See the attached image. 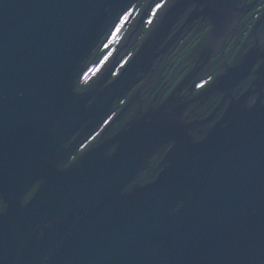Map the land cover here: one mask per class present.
I'll return each mask as SVG.
<instances>
[{
  "label": "water",
  "instance_id": "obj_1",
  "mask_svg": "<svg viewBox=\"0 0 264 264\" xmlns=\"http://www.w3.org/2000/svg\"><path fill=\"white\" fill-rule=\"evenodd\" d=\"M136 1L0 0V206H9L0 217V264L264 257V38L251 33L195 91L245 24L242 0H165L148 27L161 0H146L101 70L77 84ZM195 25L205 30L190 64L181 77L169 75L167 93L153 94ZM213 96L222 98L215 113L198 115L195 104ZM121 100L110 125L122 123L72 159ZM176 192L187 204L169 216ZM53 217L59 223L47 221ZM39 229L45 235L33 243Z\"/></svg>",
  "mask_w": 264,
  "mask_h": 264
},
{
  "label": "flooded vegetation",
  "instance_id": "obj_2",
  "mask_svg": "<svg viewBox=\"0 0 264 264\" xmlns=\"http://www.w3.org/2000/svg\"><path fill=\"white\" fill-rule=\"evenodd\" d=\"M144 3H145L144 0H137L134 3L133 7L130 9L132 11V15H131L133 17L132 20L139 15L141 8L144 5ZM241 6H243L245 9V15L243 16V18L240 22V25L243 23H245V24L242 26V28L239 31H235L229 35V37L227 38V40L223 44V47L221 48V50L219 52H217L212 57L210 66L208 67L205 74L202 76L201 81L198 84H200L203 81H207L205 86L207 84H209L213 80L216 72L218 71L219 63L225 59H228V61L231 60L234 57L236 50L241 46V44L244 42L246 37H248L251 33H255L257 36H259V37L261 36L262 38H264V0H242ZM158 10H157V12H158ZM157 12H156V14H157ZM155 15L154 16L150 15L151 21L154 20ZM148 25H149V23L146 25V27ZM127 27H129V26L127 25ZM198 31H199V29H198ZM119 33H121V38H122L124 32L122 33L120 31ZM194 35H195V33H193L190 38H193ZM196 35H197V33H196ZM110 37H109V39H110ZM121 38H120V40H121ZM185 38L167 58V59L170 58V60H173V62H177L178 59H180L178 61V64L175 66V68H173V70L171 72L174 74V76L177 75L178 73H183V68H185V66L187 65V62L190 60V56H188L186 54L187 49H185L187 44H188V42H187L188 39L185 40ZM194 39H195V36L193 38L192 43H194V41H195ZM120 40H119V42H120ZM117 44L113 48V52H114V49L116 48ZM185 54L187 55V57H185V56L183 57V55H185ZM180 56L182 58H180ZM94 65H91V67ZM200 89L201 88H198L196 86L195 91H198ZM221 100H222V98H220L218 96H213V97L209 98L208 100L204 101L203 103H201L200 105H198V103H196L195 104V112L198 115H203V116L211 115V114L215 113L217 107L220 105ZM123 101L125 102V100H123ZM122 103L116 105L114 113L111 116H109L100 125V127H98L91 134V136L86 140V142H84L78 148L76 153L72 155V157H71L72 159L78 153H80L91 141H93L98 135H100L105 129L108 128L109 132H111L113 127L119 122V121H117L114 124L110 125L112 123L113 119L117 116ZM222 112L223 111L219 112V114L214 118V121H216V119L219 118V116L222 114Z\"/></svg>",
  "mask_w": 264,
  "mask_h": 264
},
{
  "label": "snow or ice",
  "instance_id": "obj_3",
  "mask_svg": "<svg viewBox=\"0 0 264 264\" xmlns=\"http://www.w3.org/2000/svg\"><path fill=\"white\" fill-rule=\"evenodd\" d=\"M165 0H161V3H157L155 5V7L152 9L151 15L154 16L157 12L158 9L162 8L164 6ZM132 15V11H125L119 18H118V22L114 25V29L111 32V38L112 41H114L118 35V33L122 30V28L126 25V22L130 19ZM151 19H149L147 21V23H151ZM211 27V25L209 26ZM111 43V41H110ZM109 47V44H105V48L107 49ZM112 55L111 52H109L107 55L104 56L103 60L100 61V65H98L97 67H94L92 69H90L89 71L92 73H96L99 72L101 70V67L105 64L106 61L109 60V57ZM127 61L124 62V64H126ZM124 64H121V67L124 66ZM76 83L78 84L79 81L77 80ZM207 83V81H203L200 84L197 85L198 88H203L205 86V84ZM107 123V122H106ZM228 125H225V127L227 128ZM171 147V146H170ZM170 150V148H166L164 151L167 153ZM109 156L112 155V153L108 154ZM65 167H67V165H65ZM44 182L41 181V184H43ZM35 191H39V189L34 190L33 194L29 195L25 200H24V206L21 207V205L19 204V207L21 209H27L30 204V201H32V196L35 194ZM129 192H131V188L128 189ZM174 195V199H175V203L172 205V207L170 208V210L168 211V215L172 216L174 214H177L179 212H181L182 209H184V207L187 204V200L184 197V194L182 192H176L173 194ZM181 201H183V203H180ZM101 203V200H96V202L94 203L93 207H98ZM0 205H3V200L0 199ZM177 205H179L177 207ZM257 207H258V203L257 202H253L252 205L249 207L248 211L250 213L251 216H256L257 215ZM9 214V206H0V217H6ZM52 220L55 223H59V220H56V217H53L52 219H48L47 221ZM43 226H45L46 228H51V225H46L45 223L43 224ZM45 235V231H41L40 229L38 230L36 236L34 237L33 243H36L37 241H39L43 236ZM256 264H264V257H260L256 260Z\"/></svg>",
  "mask_w": 264,
  "mask_h": 264
},
{
  "label": "trees",
  "instance_id": "obj_4",
  "mask_svg": "<svg viewBox=\"0 0 264 264\" xmlns=\"http://www.w3.org/2000/svg\"><path fill=\"white\" fill-rule=\"evenodd\" d=\"M144 1H146V0H144ZM197 28V25H195V26H193L192 27V29L190 30V32H189V34L186 36V38H185V40H187L188 39V44H187V46H186V48L185 49H187V55L188 56H190V60L187 62V65L186 66H188L189 64H190V61H191V59L193 58L192 56V48L196 45V43L198 42V40L200 39V36L202 35V33L204 32V28L203 29H199V31H198V29H196ZM145 29H147V28H145ZM144 29V30H145ZM198 31V32H197ZM193 33H195V41H194V43H192L193 42V38H194V36H193V38H190L191 37V35L193 34ZM196 33H197V35H196ZM190 38V39H189ZM183 45V44H182ZM183 55V57L185 56V57H187V55ZM180 58H182L181 56H180ZM180 59H178V61H179ZM178 61L177 62H173V60H170V58L169 59H167L166 60V62H165V64H164V68H163V71L161 72V75H160V77H159V79H158V83L156 84V86H155V89L153 90V94L154 93H156L158 90H160L161 89V92L162 93H167L168 91H169V89H170V86H169V83H168V77H169V75H170V73L172 72V70H173V68H175V66L178 64ZM181 75H182V73L180 74V76L179 77H181ZM79 82H80V85H81V79L79 80ZM122 108V105H121V107H120V109ZM120 109H119V111H120ZM122 121H123V119H121L114 127H113V129L111 130V131H113V130H115L121 123H122Z\"/></svg>",
  "mask_w": 264,
  "mask_h": 264
},
{
  "label": "rangeland",
  "instance_id": "obj_5",
  "mask_svg": "<svg viewBox=\"0 0 264 264\" xmlns=\"http://www.w3.org/2000/svg\"><path fill=\"white\" fill-rule=\"evenodd\" d=\"M149 19H151V17H149L147 19V21ZM120 38H121V33H118V35H117V37H116V39L114 41H112V38L110 37L109 41L107 42V44H109V47L107 49L105 48V46L103 47V50L105 52L104 56L107 55L109 52H111V53L113 52V48L119 42ZM110 41H111V43H110ZM104 56H103V58H104ZM103 58H102V60H103ZM98 65H100V62L97 63L96 65L92 66L91 68H89L87 70V72L84 74L83 79L81 81L86 83L93 75H95L97 72L94 74V73L90 72L89 70L94 68V67H97Z\"/></svg>",
  "mask_w": 264,
  "mask_h": 264
},
{
  "label": "bare ground",
  "instance_id": "obj_6",
  "mask_svg": "<svg viewBox=\"0 0 264 264\" xmlns=\"http://www.w3.org/2000/svg\"><path fill=\"white\" fill-rule=\"evenodd\" d=\"M146 25H147V24H146ZM149 25H150V24H149ZM149 25H148V26H149ZM148 26H147V27H148ZM101 53H102L103 56H104L105 52H104L103 49H102ZM103 56H102V58H103ZM102 58L100 59V61L102 60ZM100 61H98V63H99ZM125 61H126V59H124L123 62H122L121 64H124ZM96 64H97V62L95 63V65H96ZM93 65H94V64H93ZM120 66H121V65H120ZM120 66H119V67H120ZM90 67H91V66H90ZM90 67H89V68H90ZM117 73H118V70L115 72V74H117ZM95 75H96V74H95ZM83 76H84V75H83ZM82 79H83V77L81 78V80H82ZM81 82H82V81H81ZM122 102H124V101L121 100L120 103H122Z\"/></svg>",
  "mask_w": 264,
  "mask_h": 264
}]
</instances>
